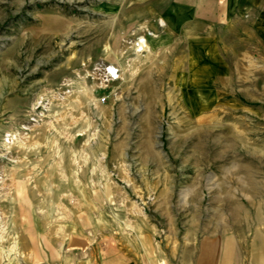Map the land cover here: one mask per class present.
I'll list each match as a JSON object with an SVG mask.
<instances>
[{"label":"rangeland","instance_id":"rangeland-1","mask_svg":"<svg viewBox=\"0 0 264 264\" xmlns=\"http://www.w3.org/2000/svg\"><path fill=\"white\" fill-rule=\"evenodd\" d=\"M138 1L0 0V264L18 202L147 217L171 260L264 264V59L174 89L175 59L136 50Z\"/></svg>","mask_w":264,"mask_h":264},{"label":"crops","instance_id":"crops-1","mask_svg":"<svg viewBox=\"0 0 264 264\" xmlns=\"http://www.w3.org/2000/svg\"><path fill=\"white\" fill-rule=\"evenodd\" d=\"M124 8L146 53L175 59L167 63L174 89H233L237 59H264V0H139ZM113 216L83 209L67 220L18 202L10 209V264H218L210 254L171 260L147 217Z\"/></svg>","mask_w":264,"mask_h":264},{"label":"bare ground","instance_id":"bare-ground-1","mask_svg":"<svg viewBox=\"0 0 264 264\" xmlns=\"http://www.w3.org/2000/svg\"><path fill=\"white\" fill-rule=\"evenodd\" d=\"M139 45H144V43H143V40H139V43L138 44H136L135 46H136V50H139V48H138V46ZM143 47V46H142ZM113 65H109L107 68H106V70H107V72H108V76L112 79V78H117L118 77V69H117V67H115V66H113Z\"/></svg>","mask_w":264,"mask_h":264},{"label":"built area","instance_id":"built-area-1","mask_svg":"<svg viewBox=\"0 0 264 264\" xmlns=\"http://www.w3.org/2000/svg\"><path fill=\"white\" fill-rule=\"evenodd\" d=\"M113 67V66H112ZM102 100H104V97L102 98Z\"/></svg>","mask_w":264,"mask_h":264}]
</instances>
